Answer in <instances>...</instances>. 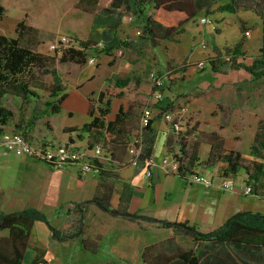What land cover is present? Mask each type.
<instances>
[{
	"label": "crops",
	"instance_id": "1",
	"mask_svg": "<svg viewBox=\"0 0 264 264\" xmlns=\"http://www.w3.org/2000/svg\"><path fill=\"white\" fill-rule=\"evenodd\" d=\"M47 1L0 0L3 6L0 13V33L13 35L16 23L23 19L27 24L37 28L38 35L44 31L43 26L67 27L69 32L64 34L78 39L96 41V44L104 41L108 43L109 49L116 43L113 54L108 52L109 49H102L89 56L93 55L96 58L94 62L97 61L98 71H95L94 75L99 73L106 88L120 91L121 88L110 84V80L116 77L132 78V90L125 89L121 91L122 95L111 96V111L106 115V119L115 117L119 105H122L123 110L131 109L132 115L125 120L126 131L123 135L126 144L113 146L112 149L104 146L102 142H95L89 147L86 133H82L83 136L80 137L77 135L78 131L64 129L67 126H80L91 118L89 109L92 107V98L88 97V93L95 91L92 88H82L84 81L93 75L91 70L88 77L77 85L69 87V84H66V96L61 101L59 112L66 113L67 118L59 121L60 135L54 132V126L48 118L50 113L37 118L34 124L27 122L16 128L4 125L6 129L23 132L33 144L51 140L54 143H69L76 147L91 148L94 144L101 143L104 146L103 151L109 155V158H99L107 170L104 175H100L95 169L81 174L75 163L53 165L27 155L14 154L0 147V214L26 206H35L45 212L44 205L48 204L51 211L49 215L45 213L49 221L60 229L64 236L59 239L43 220L35 219L21 264H58L55 259L64 264L59 259V252L65 254V248L59 250L57 242L71 238L78 230L76 229L77 232L73 234L63 232L50 218L54 212H58L61 218L67 214L68 220L74 214L78 215L79 223L76 226H79V229L81 222L87 217L86 212L91 211L89 213L95 217L96 214L93 212L95 209L101 216L124 215L122 210H127L137 213L140 217L148 216L149 219L143 218L155 221L161 226L165 225L159 222L160 219L192 224L205 232L217 227L229 215L239 210L264 211V177L256 181V191L245 194L240 188L243 182H247V173L243 168L233 176L235 184L231 188H220L216 184L205 186L189 181L184 175L176 172L165 173L159 168L154 170L152 176H147L145 161L141 160L137 165L129 162L131 153L128 150L133 135L140 127L141 110L151 88L148 76V81L145 82L143 75H140V69L151 60L155 65L150 70L154 69L158 73L168 71L170 75L163 87V101L154 104L155 115L150 124V148L155 161H159L167 153H179L185 142L186 150L195 149L198 157L193 162L191 170L216 174L217 162H205L210 149L207 137L210 133L216 132L222 137L223 146L240 151L244 162L251 160L264 162V116L251 114L241 106V102H245L242 99L245 86H257V79L243 67H231L232 59H228L231 54H238L241 50L247 49V43L251 45L254 40L261 44L262 41V18L254 9L245 6L247 0H162L158 15L171 3L174 4L167 11L165 18V24L174 28L173 35L164 38L157 32L155 43L147 38L140 39L138 35L136 44L123 43V40L121 42L123 44H120L119 40L115 42L116 34L113 30L121 24L128 29L134 28V32L141 28L143 21L139 27L130 19L122 23L123 16L130 13L123 12L119 15L114 13L108 18L106 14L97 10L89 11L78 7L76 5L78 0H75V9L71 10L78 11L77 15L76 12L72 14L70 8H61L59 0H54L53 4L50 0ZM228 2H234V10L220 7ZM55 7L57 11L53 14ZM77 17L84 23L85 29L82 26L83 30L78 29L80 23ZM200 17H210L212 22L203 23ZM49 18L54 20L48 23L46 21ZM203 41L206 42V47L201 46ZM260 44L258 54L253 59L260 57ZM225 47L231 50L228 51ZM119 48L122 52L131 54L130 58L123 60L127 67L125 72H119V64L111 62L109 58L118 55ZM215 48L226 54L227 60L214 68L209 58L215 56ZM240 58L246 60L245 51ZM199 60H204V63L199 65ZM103 66L110 67V73L106 76H102L106 68ZM100 67L103 68L102 72ZM210 86H228L233 92L225 95L220 107L216 97L218 92L217 94L216 90L206 92ZM101 88L98 89V93L100 90H106ZM186 92L190 95H183ZM105 96L107 97V93ZM98 103L101 105L99 101ZM162 108L180 112L182 128L179 131L171 128L161 113ZM75 112L81 115L80 119L72 118ZM97 113L98 110L95 108L93 114ZM103 194L108 196V210L94 200L96 196L100 197ZM120 205H123L120 211L113 209L121 207ZM61 206L66 208L60 211ZM7 232V229H1L0 235H6ZM78 240L79 249L85 250L90 257L97 253L100 256L104 254V248L101 247L100 251L94 252L91 246L82 243L81 238ZM70 241L68 239V242ZM202 241H205L208 250L201 249L199 263L209 258L213 263L223 261V264H264V245ZM102 242L106 243L105 240ZM53 245L56 246L55 250ZM63 246L66 247V244L62 243L61 248ZM67 246L69 247V243Z\"/></svg>",
	"mask_w": 264,
	"mask_h": 264
},
{
	"label": "trees",
	"instance_id": "2",
	"mask_svg": "<svg viewBox=\"0 0 264 264\" xmlns=\"http://www.w3.org/2000/svg\"><path fill=\"white\" fill-rule=\"evenodd\" d=\"M107 5H106V3ZM162 0H78L76 5L84 10L102 12L112 17L114 13H138L142 17L143 24L139 34L140 39H149L155 43V35L161 37H171L174 33V28L165 24L167 11L174 5L170 4L160 15L158 11L161 8ZM246 7L254 9L262 18V41L259 46L260 57L254 59L250 65H242L244 69L255 74L264 75V1L263 0H247ZM222 9L234 10V2H228L220 6ZM3 11V6L0 4V13ZM193 14V12L191 13ZM160 31V32H159ZM37 28L29 25L25 20H20L16 23L13 35L0 33V97L6 93L20 97L23 101L34 100L39 96V93L32 87L35 86L33 81H37L34 70L36 67L46 70V65L53 63L57 57L59 61H75L82 63L85 61L86 53L92 48L91 41L88 39L75 38L78 46H68L63 48L58 56L55 54H47L33 48L31 45L24 43L25 38L36 39L38 41ZM123 43H127L123 40ZM102 49H109V47ZM57 51V50H56ZM212 67H216L215 59L209 58ZM254 68H260L255 71ZM56 83L50 90V93L55 97L51 100H46L43 108L40 110H32L27 122L34 124L37 118L43 114L57 113L61 110V101L66 96L64 87L58 82V75L54 76ZM131 77H116L110 80V84L120 87V91H114L111 88L100 90L97 95V100L100 102L98 113L93 114V108L90 106V120L82 123L80 126H67L66 131H78L80 137L84 133L88 136V146L90 147L95 142L102 144L110 149L113 146L126 144L123 132L126 131V117L131 116V109L123 110L122 105H119L113 119H106V115L111 111V96L122 95L123 90H132ZM38 84H36L37 86ZM107 93V97L104 96ZM149 93L146 97L147 103ZM104 99V100H103ZM103 101V102H102ZM13 112L11 109L0 104V128L11 119ZM144 126L141 138V149L137 156V164L151 155L150 140L151 121ZM17 131V130H15ZM20 132V131H19ZM25 137L26 135L21 132ZM83 133V134H82ZM27 138V137H26ZM28 139V138H27ZM210 143V149L205 162H217V173L219 176L233 177L239 169L243 168L247 173V182L252 185V192L256 191V181L264 177V162L251 160L244 162L239 150L227 148L223 146L222 137L216 132H212L207 137ZM101 144V143H100ZM101 144V145H102ZM102 145V147H104ZM186 143L184 142L179 153H175L178 159V170L176 173L187 176L193 172L191 166L198 158L196 150L187 151ZM254 145H252V148ZM41 160V159H40ZM45 161V160H44ZM50 163L49 161H46ZM93 165L97 167L98 173L104 175L107 170L103 163L94 159ZM52 164V163H50ZM249 183V184H250ZM108 196H96L95 202L109 209L107 202ZM125 215H138L137 213L122 210ZM143 216V215H142ZM147 217L148 219L150 217ZM35 219L43 220L48 227L53 231L54 235L61 239L62 231L56 228L48 219L45 212L35 206H26L18 210L4 212L0 214V230L7 229L6 235H0V264H21L24 251L28 244V238L32 223ZM163 225L168 227L183 226L190 234L199 240L212 241L217 243H253L264 245V211H253L249 209L239 210L229 215L220 225L210 231H201L195 225L186 223H175L168 220L160 219ZM79 226L77 227V230ZM77 230L73 233H76ZM84 245L86 243L82 241ZM149 247L145 246L141 252L142 259L150 264H169V261L175 260L179 264H198L201 250L196 253H191L190 250H180L177 253L169 254L157 251L148 259L146 250ZM149 251V250H148ZM36 260H34V263Z\"/></svg>",
	"mask_w": 264,
	"mask_h": 264
},
{
	"label": "rangeland",
	"instance_id": "3",
	"mask_svg": "<svg viewBox=\"0 0 264 264\" xmlns=\"http://www.w3.org/2000/svg\"><path fill=\"white\" fill-rule=\"evenodd\" d=\"M47 1V0H46ZM54 0H50L53 4ZM49 2V1H47ZM74 2L75 0H59V6L61 8L67 9L70 8V10H74ZM55 5V4H54ZM107 5V3H106ZM46 8L47 6L44 5ZM72 14L76 12L78 15V11H72ZM57 7L53 9V14L56 13ZM81 12H79L80 14ZM51 15V14H50ZM79 17V16H78ZM77 17V18H78ZM202 18V17H200ZM199 18V19H200ZM210 18V17H209ZM49 18L46 22L51 23L54 19ZM133 21L139 26H141L142 17L138 13H130L123 16V22L126 23L128 20ZM211 19V18H210ZM80 27L79 30L85 29L84 23L81 19H79ZM201 22H206V19L203 17L201 19ZM82 26V28H81ZM44 31L40 33L38 36V41L36 39L31 38H25L24 43L31 45L33 48L37 49L38 51L47 53V54H55L57 53V56L61 53L54 49H51L49 47L50 42H52L59 33H65L69 32V28L67 27H47L43 26ZM49 28V29H48ZM81 28V29H80ZM48 29V31L46 30ZM176 29V28H175ZM249 29V28H246ZM244 29V31L246 30ZM103 30V29H101ZM107 31H110L109 29H105ZM116 34V40L115 42H120L122 40H125L130 42L131 44H136L138 40V35L140 33L134 32L133 29H128L124 26V24H121L118 26L115 30H113ZM244 42V39H243ZM242 42V43H243ZM241 43V44H242ZM92 48L89 52L86 53L85 61L82 63H77L75 61H59L56 57L53 63H49L46 65V70L43 71L45 67L39 68L36 67L34 70V73L36 75L37 81H33L35 86H32L38 93L39 96L35 97L34 100L30 101H23L20 97L15 96L13 94L6 93L0 97V104L4 105L5 107L12 110L13 115L11 119L7 122V126L10 128H16L21 126L22 124L27 123V119L30 116L31 111L33 110H40L43 108L46 100L54 99L56 96H58L61 93V90L59 91L58 95L55 97L50 93V90L54 87V83H56L55 75H58V82L60 86L64 87V92L66 88V84H69V87H72L74 85H77L81 81L85 80L86 77H88L89 73L93 72V75L86 79L84 83L82 84L83 89H90L92 88L95 92L88 93V97L92 98V108L93 110L97 108L99 103L96 99L98 94V89L106 88V85L102 83V78H100L99 73L94 75L95 71L97 70V61L93 63L88 62V56L92 53H95L99 50H102V47H107L108 43H104V41L97 43L96 41H91ZM260 44L259 41L252 42L251 45L247 43L246 48L244 51L246 53V60L241 59V55L244 53L243 50L238 52V54H231V57L228 59H232V66L231 67H241L242 65H250L254 59L253 57L257 56L258 52V45ZM117 44L113 43L112 47H110L109 53L114 52V48ZM226 50L230 51L231 48L225 47ZM107 50V49H106ZM236 50V47H235ZM215 64L219 65L221 62L227 60V55L222 54V52L215 48ZM234 51V50H233ZM117 52V49H116ZM115 54V53H114ZM239 55V58H238ZM103 56V55H102ZM131 54L122 52L121 54L118 53L109 56L111 59V62L118 63L119 72H125L126 70V64L123 61L125 58H130ZM258 58V57H257ZM256 58V59H257ZM96 60V58H95ZM183 63V62H182ZM155 64L150 60L148 61L145 66H143L142 69H140V75H143L145 82L148 81V71L150 68H152ZM106 67V66H103ZM112 68V66L110 65ZM110 67H106L104 72L102 73V76H106L110 73ZM217 67V66H216ZM256 69V68H254ZM136 70H139L136 68ZM257 70V69H256ZM103 71V68L100 67V72ZM254 78L257 79V86H245L243 90L244 96L242 99H244V103L241 102V106H244L246 108V111L251 114H262L264 116V75L255 74ZM106 83L107 78L105 79ZM262 82V83H260ZM36 84H38L36 86ZM262 85V86H259ZM104 86V87H103ZM151 87V86H149ZM165 87V84H164ZM224 87V88H223ZM210 86L209 89L206 92H211L213 90H216V94L218 92V95L216 96L219 100L220 107L222 106V101L225 99V95L228 96L229 93H232V89L228 86ZM226 89V90H225ZM205 92V93H206ZM183 95H190L189 92L183 93ZM106 98V96L104 97ZM163 104V103H162ZM81 115L79 113L74 114L72 117L73 119L77 120L80 119ZM48 118L50 119L52 125L54 126V132L56 135L61 134V129L59 128V121H62L63 119L67 118L66 113L63 112H57V113H50ZM42 124V121L40 122V125ZM70 168V167H69ZM67 168V169H69ZM71 170V169H70ZM67 205H72L71 203H66ZM63 206H67V205ZM119 208H113L116 210H119L123 207V205H120ZM45 212L49 215L50 213V207L48 204L44 205ZM66 207H62L59 209L64 210ZM91 212V211H89ZM88 213L86 219L81 222L80 229H78V232L75 235H72L71 238H68L71 240L68 242V239L58 241V248L59 250H63L65 248V254L63 252H59V259L64 264H148V262L144 261L141 255V252L144 250L145 246L149 247V251L146 250L147 258L149 259L152 254H155L157 251H162L163 253H177L180 250H190L191 253H196L198 250H201L204 248L207 249L205 241L198 240L192 237L190 232L185 229L183 226H173V227H165L161 226L155 221L147 220L143 217H140L138 215H114V214H106V215H100L97 210L94 209V213L96 214L95 217L92 215V213ZM67 214L63 215L62 218L59 215V213H52L50 215V218L52 222L59 228H62L63 232H74L77 229L78 221V215H73L69 220L67 219ZM66 218V221L63 222V220ZM112 224V226H111ZM78 238H81L88 246H91V249H93L94 252L100 251V248H104V254L100 256L98 253L95 255H91L81 251L79 249V240ZM51 240V239H50ZM49 240V241H50ZM102 240H105V242H102ZM55 244L56 242L53 241ZM66 244V247L61 248V244ZM69 243V247L67 244ZM105 244H107V247H105ZM209 244V242H208ZM56 246L53 245V249L55 250ZM107 248H110V250H106ZM67 249H69L67 251ZM71 259L68 261V259ZM55 262H60L55 259ZM175 260L169 261V264H179L175 263ZM229 262V261H228ZM150 264V263H149ZM168 264V263H167ZM199 264H223V261H214L211 262L208 258V260L205 258L200 262ZM230 264V263H228Z\"/></svg>",
	"mask_w": 264,
	"mask_h": 264
},
{
	"label": "built area",
	"instance_id": "4",
	"mask_svg": "<svg viewBox=\"0 0 264 264\" xmlns=\"http://www.w3.org/2000/svg\"><path fill=\"white\" fill-rule=\"evenodd\" d=\"M205 19L209 23L212 22L209 17H205ZM140 31L141 28L136 30L137 33H140ZM206 45L205 41L201 43L202 47H206ZM68 46H78V44L73 36L64 33H59L49 44L51 49L57 51H61L63 48ZM118 52L121 53L122 49L119 48ZM94 60L95 57L93 55L88 57V61L90 63H93ZM203 63L204 60L198 61L199 65H202ZM169 76L168 71L158 73L156 70L152 69L148 73L151 86L148 100L141 110L140 127L133 135L128 148L131 153L129 162L133 164L137 163V156L140 153L142 145L141 135L144 130V126L149 124L150 119L155 115L154 104L163 101V87ZM161 113L170 123L171 128L174 131H179L182 128L180 112L162 108ZM0 147H3L5 150L13 152L17 155H27L33 158L49 161L53 165L75 163L77 164L81 174H86L92 169L97 170V167L92 163L94 159L99 160L101 157L109 158V155L103 151V147L99 143L94 144L91 148L76 147L69 143H54L51 140L39 144H33L21 132L6 128H0ZM145 163V174L147 176H152L154 170L157 168L165 173L177 172L179 164L176 155L170 153L163 155L159 161H155L151 154L146 158ZM186 178L191 182H197L205 186L216 184L220 188H231L235 184L233 177L219 176L214 173L206 174L200 171L188 173ZM240 188L245 194L252 193V185L249 183L243 182Z\"/></svg>",
	"mask_w": 264,
	"mask_h": 264
}]
</instances>
